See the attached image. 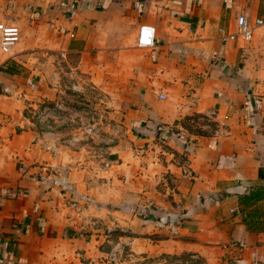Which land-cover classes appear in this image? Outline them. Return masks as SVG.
<instances>
[{"label": "crops", "instance_id": "obj_1", "mask_svg": "<svg viewBox=\"0 0 264 264\" xmlns=\"http://www.w3.org/2000/svg\"><path fill=\"white\" fill-rule=\"evenodd\" d=\"M244 15L255 27L252 40H225L220 31L235 32ZM258 20L264 0H0V24L21 31L11 54L0 51V264H120L101 248L109 236L88 226L98 187L84 190L54 173L33 133L16 127L15 107L21 93L44 84L34 61L50 37L64 56H112L126 38L138 48L146 25L157 29L155 47L132 53L113 101L140 141L160 136L173 149L164 167L172 174L169 204L149 211L162 222L153 233L165 237L155 247L208 264H264ZM200 116L217 128L199 132Z\"/></svg>", "mask_w": 264, "mask_h": 264}, {"label": "rangeland", "instance_id": "obj_2", "mask_svg": "<svg viewBox=\"0 0 264 264\" xmlns=\"http://www.w3.org/2000/svg\"><path fill=\"white\" fill-rule=\"evenodd\" d=\"M126 39L115 55L83 59L64 56L59 40L50 37L34 61L35 77L44 84L21 93L15 125L33 133L54 173L76 179L84 190L89 183L98 187L101 200L88 226L112 241L106 237L103 253H113L120 264H208L186 252L160 255L155 247L165 237L153 233L154 223L162 222L149 211L169 204L172 174L164 167L174 161L173 149L160 136L140 141L113 101L139 50L132 37ZM202 118L197 121L205 130L199 132L212 133L216 123Z\"/></svg>", "mask_w": 264, "mask_h": 264}, {"label": "built area", "instance_id": "obj_3", "mask_svg": "<svg viewBox=\"0 0 264 264\" xmlns=\"http://www.w3.org/2000/svg\"><path fill=\"white\" fill-rule=\"evenodd\" d=\"M256 27L264 26V21L258 20L255 23ZM255 27L249 22L247 16H240L237 19L236 31L230 34H226L224 29L220 32L224 34L225 40L237 41L242 40L244 42H249L253 38ZM157 39V29L154 26L146 25L142 26L139 30L137 46L140 49H151L155 47ZM21 41V31L16 26H5L0 24V51L9 55L15 49V47ZM161 99H166L164 95H161ZM162 131V129H159ZM186 177L190 174L187 170L183 171Z\"/></svg>", "mask_w": 264, "mask_h": 264}]
</instances>
